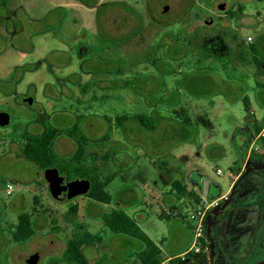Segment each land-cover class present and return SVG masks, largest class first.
Listing matches in <instances>:
<instances>
[{
  "label": "rangeland",
  "instance_id": "1",
  "mask_svg": "<svg viewBox=\"0 0 264 264\" xmlns=\"http://www.w3.org/2000/svg\"><path fill=\"white\" fill-rule=\"evenodd\" d=\"M221 2L226 3L225 11L219 9ZM0 12V112L11 115L10 125L0 127V264H27L36 253L38 264H68L63 261L68 242L85 233L97 238L95 246L83 248L89 264H142L137 256L142 242L111 232L102 221V215L118 208L133 219L141 210L148 213L141 225L152 240L163 243V258H171L167 264H194L196 257L174 256L193 244L189 215L196 201L186 207L177 194L172 198L167 183L184 179L209 201L228 191L232 168L242 163L231 134L246 114L243 103L231 104L230 119L222 126L212 128L207 122L200 134L188 129V142V131L183 130V136L162 127L147 133L133 121L120 126L117 119L158 113L172 118L180 104L174 90L176 80L184 78L181 72L215 70L231 62L238 69L217 70L218 75L228 81V73L236 74L233 83H244L255 105L264 101V88L257 87V79L263 82V77L251 51V45L258 44L257 55L264 60V0H10ZM178 34L185 59L171 60L176 73L158 74L147 52L154 50L158 61H167ZM159 44L164 47L156 51ZM105 66L111 67V74L101 73ZM29 97L32 105L24 102ZM213 101L212 115L222 114L220 97ZM78 116H85L83 129L89 140L82 164L101 180L118 173L108 186L110 205L86 195L55 200L44 173L21 155L26 137L42 133L44 124L69 128ZM201 119L208 120L202 112L196 121ZM251 145L261 154V146L253 141ZM55 148L61 157L70 158L77 145L61 136ZM184 151L191 154L182 161L179 153ZM254 162L261 171L246 175L230 205L224 206V199L216 220L214 214L208 218L215 222V264L263 260L254 252L247 255L246 248L251 192L253 187L256 193L264 188V158L250 157L246 170ZM8 184L14 188L11 196L6 195ZM183 197L191 199L186 193ZM172 203L182 217L157 219ZM22 214L30 216L35 235L17 243L14 229Z\"/></svg>",
  "mask_w": 264,
  "mask_h": 264
},
{
  "label": "trees",
  "instance_id": "2",
  "mask_svg": "<svg viewBox=\"0 0 264 264\" xmlns=\"http://www.w3.org/2000/svg\"><path fill=\"white\" fill-rule=\"evenodd\" d=\"M9 1L10 0H0V10L2 8H6L9 5ZM2 18L3 17L0 12V24L2 23ZM180 36L181 34L175 36L174 45L169 48V59L167 61H158L155 58L154 50L147 52V61L156 69L158 74L168 76L176 73L171 60L179 62L185 59V57L182 56L185 47L181 43ZM257 45L258 44L251 45V51L254 56L252 59L254 60L257 67L258 75L263 77V82H260V80L257 79V87L264 88V60L262 58H259L257 55ZM162 47H164V44H159L156 46L155 50L157 51ZM116 63L121 64L123 63V60ZM102 68V70H105L101 73L111 74V67L105 66ZM120 69L118 70V72H120ZM112 71V73L116 74V69ZM203 71L205 73H203ZM214 71L215 70L211 68L208 69L206 67H201L193 71L181 72L180 75H183L184 78L178 79L176 81V89L174 90V93L178 96V100L180 101V94L182 92L196 99L213 97L219 89V84L214 76ZM128 83L127 85H129ZM243 104L248 118H250L253 122V129L250 130V134L248 137L249 141H253V138L261 131V122H259L254 117L249 98H244ZM158 114V116L123 115L117 119V123L120 126H124V124L128 123L129 121H133L147 133L155 134L159 130L161 121L163 119H166V117L160 115V113ZM173 114L175 115L174 118L180 121L179 126L182 128V130L187 132L188 129L192 128L191 120L186 114V110L184 108H181L178 111L175 110ZM84 120L85 116H78L77 122L69 128H59L50 123L44 124V131L42 133L32 134L26 137L21 149V155L26 160L34 163L43 173L49 168H58L62 175L70 179L81 178L90 180L92 188L91 191L86 195V197L100 204L110 205L113 203V196L107 189L114 178L118 176V173L107 177L105 180H101L97 175H93L91 171L87 170L82 164L86 153V145L89 141L83 129ZM189 134L190 136L192 135V133L188 131L186 134L187 138L184 139L185 142L189 141ZM61 136L69 137L70 139L74 140L77 145L76 151L70 158L61 157L55 148V143ZM260 146L262 150L261 154H257L256 151L253 150L252 155L253 158L262 160L264 158V141L262 142V144H260ZM240 173L241 172H239L237 176H239ZM244 175L245 172H243L235 182V187H233V189L231 190L229 199L224 202V206L230 205V202L228 203V201L230 199L233 200V197L235 196L237 190L236 187L240 185L242 179L244 178ZM173 188L181 196H183L185 193L187 194L186 187L183 186L179 181L173 182ZM102 221L111 232L115 234L126 235L142 242L141 250L137 254L142 264H163L165 262V259L162 256V249L155 242L151 241V239L145 234V232L134 221V219L131 218L124 210L119 208L114 209L111 213L102 215ZM211 231L212 227H209L206 233V239L208 240L209 244L213 242ZM34 235L35 231L30 216L27 214L19 215V224L14 229L15 241L17 243H25ZM96 241L97 238L89 233L79 235L73 240H70L67 244V250L63 256V261L68 264H89L83 254V248L85 245L95 246ZM204 247H207V244H205ZM189 256L196 257L193 254H189ZM195 259L196 260L194 264H208L205 256H197ZM180 261L181 260L174 261L172 262V264L178 263Z\"/></svg>",
  "mask_w": 264,
  "mask_h": 264
},
{
  "label": "crops",
  "instance_id": "3",
  "mask_svg": "<svg viewBox=\"0 0 264 264\" xmlns=\"http://www.w3.org/2000/svg\"><path fill=\"white\" fill-rule=\"evenodd\" d=\"M232 66H233V63L231 62L227 66L221 65V66H217V68H215L214 76L218 81L219 89L217 90V92L215 93V95L213 97L196 99V98H193V97L189 96L188 94L182 92L180 94V104L182 103L183 106L181 107L179 104V106L176 107L172 111V115H171L172 118L167 117L166 119H163L160 123L159 130L157 132H159L161 130V128L163 127V128L168 129V130H172L173 132L176 131V133L182 134L183 130L179 126L180 121L178 119L174 118L175 115L173 114L175 112V110L178 111L181 108H184L186 110V114L188 115V117L191 120V125L193 128L196 129L197 134L201 133L200 128H202V124H204L203 126H205V125H207L206 124L207 122L209 123L210 127H212V128L215 125L222 126L226 122V119H230V114L232 112V107H230L231 104L238 102V101H241L243 103L244 98H249L250 103H251V107H252L253 115L259 122H261L262 118L264 117V101H261L259 104L255 105L253 100L251 99V96L245 93L244 83H241L240 86H236L235 83H233V80H237L236 74L232 75L231 73H228L227 76H228V78H230V79H228V81H226L225 79H223L221 76L218 75L217 70H222L223 72H226V71H229L228 69H231L230 71L235 72L238 69V68L235 69ZM242 77L244 78L247 76L245 75ZM214 97H220V101H221L220 104H222L220 107L224 109V112L222 114L219 113L217 115H212L213 111H211V110H213L212 107L215 106V102L213 101ZM210 106H211V110H209ZM201 112L204 114L205 117L208 118V120L207 119L206 120L201 119L202 121L199 123L196 121V118L198 117V115ZM241 122L242 123H241L240 127H237V129L234 132H232L231 136H232V140L234 142V145L236 147V150L238 151V154L240 155L239 160L242 161V163H239L238 165L233 166L232 169H233L234 179H233L228 191L226 193H224L220 197V199L227 196L228 194H230V192H231L235 182L238 180L239 176L242 174V172H244L247 169V164H248L249 159H250L251 154H252V145H251V141H249L248 137L250 134V130L253 129V122L250 118H248L247 113L241 117ZM167 133L172 135V133H170V132H167ZM183 135H184V133H183ZM184 142H185V140H184ZM217 147L222 149V146L220 144ZM190 154H191V152H187V151H184L181 154L179 153L180 158H182V161H183V159L186 160ZM239 172H241V173L239 176H237V174ZM217 174H218V171H217ZM175 181L181 182V184L186 187V189H187L186 192H187L188 196L191 197V199H189V197H188L189 201L186 200L183 196L179 195L175 191V189L173 188V182H175ZM175 181H171V183L169 181L167 183L168 187H170V185H171V189L169 190V188H168V191L171 194L172 198L177 194L179 196V199L181 200V203L184 204L188 208H192L191 204H190L191 201H193V202L196 201V203L194 204V207L196 208L198 206V204H200L202 199H204L203 196H201L197 193L196 186L195 185L190 186L188 183H186L184 181V179H176ZM195 182L198 183V181H195ZM128 215L131 217L130 214H128ZM172 217L173 218H181L182 217V213L179 211L178 205H176L174 203H172L169 206L168 212L163 211L161 215L160 214L156 215V218L160 219V220L161 219H170ZM148 218H149L148 213L141 210L140 212H137V214H135L134 221L144 231V227H143V225H141L142 224L141 222H146L148 220ZM145 234H146V232H145ZM151 241L155 242L161 249L163 248L162 242L160 245L158 243V241H154L152 239H151ZM191 247H192V245L186 251H184L182 254L176 255L174 257H182L191 249ZM170 260H171V258L165 259V262L163 264H167Z\"/></svg>",
  "mask_w": 264,
  "mask_h": 264
},
{
  "label": "water",
  "instance_id": "4",
  "mask_svg": "<svg viewBox=\"0 0 264 264\" xmlns=\"http://www.w3.org/2000/svg\"><path fill=\"white\" fill-rule=\"evenodd\" d=\"M227 8L225 2H221L219 4V9L221 11H225ZM164 12L169 11V7H164ZM212 22L211 20L209 21ZM25 103H28L29 105H32L34 102V99L32 97L26 98L24 100ZM11 123V115L8 112H0V127H7ZM250 170L246 172V174L243 176L245 177L247 174H249ZM44 178L48 183L49 192L51 196L55 200H61V196L65 193L66 199L71 201L76 197L85 196L87 195L92 188L91 182L88 179H74L71 180L69 178H64L60 175V171L58 168H49L45 170L44 172ZM208 193V182L206 183V189H205V197H207ZM229 203V202H228ZM215 245L214 243L211 245V249L214 253ZM40 260V255L38 253L30 256L26 262L27 264H38ZM256 264H264V260L256 263Z\"/></svg>",
  "mask_w": 264,
  "mask_h": 264
},
{
  "label": "flooded vegetation",
  "instance_id": "5",
  "mask_svg": "<svg viewBox=\"0 0 264 264\" xmlns=\"http://www.w3.org/2000/svg\"><path fill=\"white\" fill-rule=\"evenodd\" d=\"M251 158H252L253 161H257V158H253V155H251ZM249 170H250V172L247 175H250V174L253 175V174L261 171L260 167H257L255 165V162L249 168ZM247 171L248 170L245 171V174H246ZM60 175L62 177H64V178H68V177L62 175L61 173H60ZM71 180H74V179H71ZM61 198L62 199L58 200V201L67 200L66 199V194L64 193L61 196ZM227 199H225V201ZM249 206H250V210L252 211V213H251L252 215L248 219V230H247V239H246V248L248 250V254L247 255L252 254L254 252L256 256H262L263 260H264V188H262V190H260V191H258L256 193L255 190H254V187H253V190H252L251 196H250ZM217 211L215 212L214 221L220 215V213L217 212ZM212 221L209 220V226L207 228V231H208L209 227H212V224L215 223L214 221L213 222ZM207 243H208V249H209V256L208 257L206 255H203V254H200V255H195L194 254V255L196 257L197 256H205V258L207 259V263L208 264H212V263L215 264V259L217 258L216 257V251H215V248H214V253H213V251L211 249V245L214 242H211V244H209V242L207 240ZM238 243L239 242H237V244Z\"/></svg>",
  "mask_w": 264,
  "mask_h": 264
},
{
  "label": "built area",
  "instance_id": "6",
  "mask_svg": "<svg viewBox=\"0 0 264 264\" xmlns=\"http://www.w3.org/2000/svg\"><path fill=\"white\" fill-rule=\"evenodd\" d=\"M251 40V39H249ZM261 131L253 138V144H262L264 141V117L261 120ZM218 173L220 174L221 171L219 170ZM14 192V188L12 185L8 184L6 186V195L11 196ZM227 196L215 200L209 201L207 199H202L200 204L190 213L189 221L193 224L192 232H193V244L191 249L182 256V259L185 260L189 254L195 255H206L209 256V249L208 243L206 239V232L209 226V216L211 214L215 215L216 210L218 209L220 202L224 201ZM207 244V247L204 245Z\"/></svg>",
  "mask_w": 264,
  "mask_h": 264
}]
</instances>
